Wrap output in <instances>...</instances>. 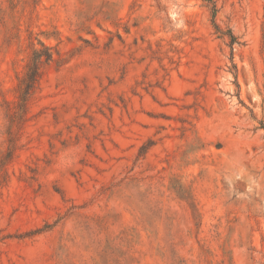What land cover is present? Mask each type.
I'll return each instance as SVG.
<instances>
[{
  "label": "rangeland",
  "instance_id": "obj_1",
  "mask_svg": "<svg viewBox=\"0 0 264 264\" xmlns=\"http://www.w3.org/2000/svg\"><path fill=\"white\" fill-rule=\"evenodd\" d=\"M0 264H264V0H0Z\"/></svg>",
  "mask_w": 264,
  "mask_h": 264
},
{
  "label": "trees",
  "instance_id": "obj_2",
  "mask_svg": "<svg viewBox=\"0 0 264 264\" xmlns=\"http://www.w3.org/2000/svg\"><path fill=\"white\" fill-rule=\"evenodd\" d=\"M39 43L42 48L35 49L33 51L31 61L27 67L26 75L20 83L19 110H21L22 112L26 111L29 99L33 96L38 88V85L44 73V67L50 65L55 61L52 49L46 46L42 41H40ZM149 145H152V143H150ZM145 149H147V146H144L141 149L140 155L143 154V151H145Z\"/></svg>",
  "mask_w": 264,
  "mask_h": 264
}]
</instances>
